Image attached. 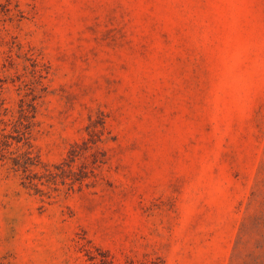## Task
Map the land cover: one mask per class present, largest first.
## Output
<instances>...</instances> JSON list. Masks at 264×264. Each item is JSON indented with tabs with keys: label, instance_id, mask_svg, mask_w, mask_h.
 Returning a JSON list of instances; mask_svg holds the SVG:
<instances>
[{
	"label": "rangeland",
	"instance_id": "1",
	"mask_svg": "<svg viewBox=\"0 0 264 264\" xmlns=\"http://www.w3.org/2000/svg\"><path fill=\"white\" fill-rule=\"evenodd\" d=\"M0 264H264V0H0Z\"/></svg>",
	"mask_w": 264,
	"mask_h": 264
},
{
	"label": "trees",
	"instance_id": "2",
	"mask_svg": "<svg viewBox=\"0 0 264 264\" xmlns=\"http://www.w3.org/2000/svg\"><path fill=\"white\" fill-rule=\"evenodd\" d=\"M12 164L17 167H22L25 170L28 166H31L34 163H32L31 157L26 155L25 158H23L22 160H19L18 158H13ZM27 183L28 185L30 184L29 186L35 185L34 178L29 179Z\"/></svg>",
	"mask_w": 264,
	"mask_h": 264
}]
</instances>
